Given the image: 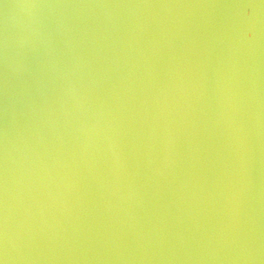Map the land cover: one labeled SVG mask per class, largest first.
Returning <instances> with one entry per match:
<instances>
[{
	"label": "water",
	"instance_id": "water-1",
	"mask_svg": "<svg viewBox=\"0 0 264 264\" xmlns=\"http://www.w3.org/2000/svg\"><path fill=\"white\" fill-rule=\"evenodd\" d=\"M234 2L0 0V264H264V7L248 41Z\"/></svg>",
	"mask_w": 264,
	"mask_h": 264
},
{
	"label": "snow or ice",
	"instance_id": "snow-or-ice-1",
	"mask_svg": "<svg viewBox=\"0 0 264 264\" xmlns=\"http://www.w3.org/2000/svg\"><path fill=\"white\" fill-rule=\"evenodd\" d=\"M239 10L240 18L242 21L250 25L249 29L243 33V38L248 41H252L256 37V33L251 27L255 23V12L257 7H264V0H260L259 5L250 3L249 0H235L234 4L231 5Z\"/></svg>",
	"mask_w": 264,
	"mask_h": 264
}]
</instances>
